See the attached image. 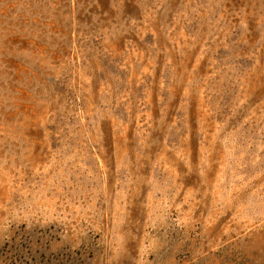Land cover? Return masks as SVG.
I'll use <instances>...</instances> for the list:
<instances>
[{
    "label": "rangeland",
    "instance_id": "obj_1",
    "mask_svg": "<svg viewBox=\"0 0 264 264\" xmlns=\"http://www.w3.org/2000/svg\"><path fill=\"white\" fill-rule=\"evenodd\" d=\"M0 264H264V0H0Z\"/></svg>",
    "mask_w": 264,
    "mask_h": 264
}]
</instances>
